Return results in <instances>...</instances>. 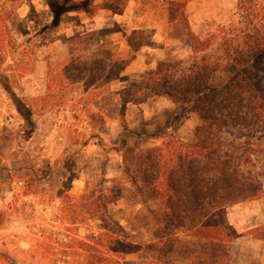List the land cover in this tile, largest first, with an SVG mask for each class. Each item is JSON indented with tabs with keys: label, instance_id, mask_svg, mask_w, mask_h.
<instances>
[{
	"label": "rangeland",
	"instance_id": "374dc122",
	"mask_svg": "<svg viewBox=\"0 0 264 264\" xmlns=\"http://www.w3.org/2000/svg\"><path fill=\"white\" fill-rule=\"evenodd\" d=\"M86 1L94 7L103 0ZM177 2L185 4L189 29L180 40L168 13ZM0 13V80L7 78L34 125L26 129L0 83V264H86L95 226L88 218L99 207V192L124 179L122 152L113 147L121 135L127 147L138 142L124 124L149 135L143 147L163 144L166 133L190 142L199 124L164 97L134 103L142 75L159 62L189 65L220 55L226 39L239 43L247 33L264 32V0H130L123 15L95 8L56 15L47 0H0ZM136 29L144 46L123 68L133 56L125 34ZM219 76L222 84L226 76ZM222 138L239 155L249 154V168L264 186V120L230 125ZM125 188V198L107 214L134 240L149 242L146 207L133 202L130 185ZM236 212L245 230L256 228L245 232L238 248L246 251L237 250L233 262L264 264V194L231 216ZM250 233L259 246L251 245ZM254 247L256 259L249 251ZM129 260L150 264L141 255ZM172 264L191 263L174 257Z\"/></svg>",
	"mask_w": 264,
	"mask_h": 264
},
{
	"label": "trees",
	"instance_id": "16d2710c",
	"mask_svg": "<svg viewBox=\"0 0 264 264\" xmlns=\"http://www.w3.org/2000/svg\"><path fill=\"white\" fill-rule=\"evenodd\" d=\"M60 15L84 11H108L123 15L130 0H103L94 7L86 0H47ZM169 8V19L177 40L189 37L186 7L182 2ZM2 18V13H0ZM1 38V37H0ZM144 33L132 30L125 42L133 53L123 68L144 46ZM220 55H204L187 65L183 61L159 62L144 73L138 99L143 104L164 97L176 106V113L195 115L199 124L193 140L186 142L166 133L163 144L143 147L148 134L140 135L124 124V133L138 141L127 147L123 135L113 148L122 152L124 179L101 190L99 207L92 218L89 261L86 264H132L129 257L141 255L150 264H172L178 257L191 264H233L232 247L240 235L228 220V209L260 199L264 186L249 168L248 153L239 155L222 138L230 125L251 127L264 120V32L247 33L236 43L226 39ZM226 79L216 81L219 74ZM1 85L16 103L32 131V113L23 100L1 78ZM123 104V109L126 108ZM87 142L84 143V146ZM130 185L133 202L146 207L142 224L151 236L149 242L134 240L107 214L108 207L125 198Z\"/></svg>",
	"mask_w": 264,
	"mask_h": 264
},
{
	"label": "crops",
	"instance_id": "0c3cea01",
	"mask_svg": "<svg viewBox=\"0 0 264 264\" xmlns=\"http://www.w3.org/2000/svg\"><path fill=\"white\" fill-rule=\"evenodd\" d=\"M248 203V202H247ZM246 205V203H244V204H238V205H235V206H233V207H231V208H229L228 209V220H229V222H230V224L235 228V230L238 232V234L240 235V238H238L237 239V241H236V243L233 245V247H232V252H234V255H232V262H233V258H235V254H236V251L238 250L239 252H242V253H245V251L246 250H240L238 247L239 246H241L240 245V243H241V241L244 239V238H246L245 237V232H247V231H252L253 229H255L256 228V226H250L248 229H246L245 230V220L243 219V218H236L237 217V212L233 215V216H231V213H230V211L233 209V210H235L236 208H239V207H243V206H245ZM250 237H252V240H255V242H254V244L253 243H251V245H255L256 244V246H259L260 244H258L259 242H262V241H260L259 239H257L256 237H253L254 235H251V233L250 234H248ZM248 235H247V237H248ZM243 244V243H242ZM254 250H249L251 253H252V255L254 256V258L256 259L257 257H259V255H260V252H257L256 250H257V248H253ZM234 256V257H233ZM262 263H264V261L262 262ZM233 264H235L234 262H233Z\"/></svg>",
	"mask_w": 264,
	"mask_h": 264
}]
</instances>
